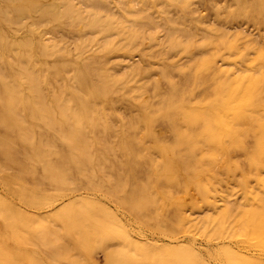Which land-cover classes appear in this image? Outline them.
<instances>
[{
	"label": "rangeland",
	"instance_id": "obj_1",
	"mask_svg": "<svg viewBox=\"0 0 264 264\" xmlns=\"http://www.w3.org/2000/svg\"><path fill=\"white\" fill-rule=\"evenodd\" d=\"M32 1L0 0V212L5 198L29 216L3 239L17 264H108L123 245V264H264L248 234L264 212V0ZM240 78L256 90L224 132L208 107Z\"/></svg>",
	"mask_w": 264,
	"mask_h": 264
},
{
	"label": "bare ground",
	"instance_id": "obj_2",
	"mask_svg": "<svg viewBox=\"0 0 264 264\" xmlns=\"http://www.w3.org/2000/svg\"><path fill=\"white\" fill-rule=\"evenodd\" d=\"M244 1V0H243ZM246 1V0H245ZM15 2V1H14ZM243 3V2H242ZM42 5L43 6H45L44 5V3H42V2H40V1H32L31 3H30V5H29V7H28V10L32 13V11H39L41 8H42ZM50 5H53V4H50ZM50 5H49V7H50ZM258 5V3H257V1L256 0H254V2H253V6H257ZM263 5V4H262ZM46 6H48V5H46ZM45 6V7H46ZM238 8V7H237ZM247 9V8H246ZM250 10V9H249ZM248 9H247V11L248 12H251V10L249 11ZM5 11V10H4ZM53 11V10H52ZM234 11H235V9H234ZM240 11V10H239ZM7 13H9V12H7ZM26 13V10L25 9H22V10H20L19 12H18V15H20V16H22V15H24ZM55 13V12H54ZM61 14V13H60ZM233 14V13H232ZM236 14V13H235ZM10 15H12V14H10ZM44 15V14H43ZM46 15V14H45ZM54 16V15H53ZM53 16H51V17H53ZM253 16V15H252ZM251 16V17H252ZM260 16V15H259ZM19 17V16H18ZM17 17V18H18ZM230 17V16H229ZM255 17V16H254ZM254 17H252V18H254ZM27 18V17H26ZM57 18V17H56ZM260 19V18H259ZM258 19V20H259ZM254 20H256V17H255V19ZM13 21V20H12ZM7 23H9V22H7ZM14 23V22H13ZM16 25V24H15ZM19 25V24H18ZM3 30V29H2ZM14 31V30H13ZM14 33V32H13ZM15 34H16V31H15ZM19 39V38H18ZM2 40V39H1ZM8 40V39H7ZM19 41V40H18ZM27 41V40H26ZM1 42V41H0ZM7 42V41H6ZM30 42V41H29ZM0 45H1V43H0ZM77 48V47H76ZM199 63V62H198ZM198 66V65H197ZM201 66V65H200ZM84 69H85V67H84ZM26 70V69H25ZM24 70V71H25ZM80 72V71H79ZM86 72V71H85ZM22 74V73H21ZM34 74V73H33ZM82 74H86V73H82ZM208 74V73H207ZM261 74V73H260ZM23 75V74H22ZM25 75H27V74H24V76ZM201 75V74H200ZM23 76V77H24ZM34 78H35V76H33ZM84 77L86 78V76L84 75ZM33 78V79H34ZM23 79V78H22ZM32 79V80H33ZM26 80V79H25ZM30 80V79H29ZM38 80V79H37ZM82 79H80V81H81ZM85 80V82H87V80L86 79H83V81ZM250 80V81H249ZM31 81V80H30ZM32 82V81H31ZM39 82V81H38ZM82 82V81H81ZM84 82V83H85ZM237 82H238V85H237V87H234V88H232V89H230L229 91H227L226 92V94H225V100L223 101V103L221 104V105H213V104H211L208 108L211 110V114L222 124V128H223V131L224 132H226L227 130H226V127H225V124L223 123V118H222V115H223V113L224 112H227L228 110H232L234 113H238L239 111H240V108H241V105H242V103H243V101L247 98V97H249V95L251 94V93H253L255 90H256V85H257V81L255 80V79H243V78H240V79H238L237 80ZM264 82V81H263ZM212 83V82H211ZM32 84V83H31ZM35 84H37V83H35ZM34 85V84H33ZM223 85V84H222ZM9 86V85H8ZM38 88V87H37ZM207 88V87H206ZM261 88H263V87H261ZM33 89H34V87H33ZM40 89V88H39ZM15 90V89H14ZM29 90V89H28ZM195 90V89H194ZM213 90V89H212ZM27 91V90H26ZM36 91H38V90H36ZM237 91H240L241 92V95H242V99H240L239 100V102L238 103H236L234 106H232L231 108L229 107V104H228V102L230 101V100H232L234 97H235V95H236V93H237ZM42 92V91H41ZM211 92V91H210ZM21 93V92H20ZM191 93V92H190ZM207 93H209V92H207ZM206 93V94H207ZM212 93V92H211ZM3 94V93H2ZM18 94V93H17ZM36 94V93H35ZM34 94V95H35ZM197 95V94H196ZM208 95V94H207ZM0 96H2L1 94H0ZM3 96H4V94H3ZM43 96V95H42ZM210 96V95H209ZM258 96V95H257ZM45 97V96H44ZM211 97H212V95H211ZM6 98V97H5ZM4 98V99H5ZM12 98V97H11ZM39 98H40V96H39ZM264 98V97H263ZM2 99V98H1ZM10 99V98H9ZM26 99V98H25ZM204 99H206V98H204ZM14 100H15V97H14ZM29 100V99H28ZM38 100H40V99H38ZM19 101V100H18ZM58 101V100H57ZM16 102V101H15ZM26 102V101H25ZM219 102V101H218ZM8 103V102H7ZM17 103V102H16ZM15 103V104H16ZM19 103V102H18ZM28 103V102H27ZM26 103V104H27ZM43 103V102H42ZM35 104V103H34ZM59 104V103H58ZM5 105V104H4ZM42 105V104H41ZM46 105V104H45ZM181 105H183V104H181ZM189 105V104H188ZM16 106V105H15ZM18 106H19V104H18ZM28 106V105H27ZM20 107V106H19ZM80 107V106H79ZM78 107V108H79ZM186 107V106H185ZM205 107H207V106H205ZM3 108H5V107H3ZM2 108V109H3ZM29 109V108H28ZM27 109V110H28ZM36 109H38L39 111H41L44 115H45V118H46V116L47 115H50L51 114V112L53 111H51L50 110V108H45V107H38V106H36ZM57 109H59V110H61V107H59L58 108V106H57ZM12 110L13 109H11V107L10 106H6V109H5V112H4V114H6V121L7 122H9V121H12L13 120V118H14V112L12 113ZM32 110V109H31ZM30 110V111H31ZM193 110V109H192ZM192 110H191V112H192ZM195 110V109H194ZM208 110V109H207ZM56 111V110H55ZM176 111H178V110H176ZM202 111H204V110H202ZM245 111V110H244ZM54 112V111H53ZM63 111H61V113H62ZM179 112V111H178ZM181 112H182V110H181ZM198 113H199V111H197ZM55 113V112H54ZM64 113H66V112H64ZM83 113H85L84 111H83ZM195 113H196V111H195ZM182 114V113H181ZM208 114V113H207ZM33 115V114H32ZM67 115V114H66ZM75 115V114H74ZM197 115V114H196ZM199 115H201V114H199ZM18 116V115H17ZM16 116V117H17ZM58 116H59V114H58ZM65 116V115H64ZM68 116V115H67ZM77 116V115H76ZM204 116V115H203ZM209 116V115H208ZM211 116V115H210ZM212 117V116H211ZM231 117V116H230ZM173 118V117H172ZM22 119V118H21ZM47 119V118H46ZM52 119V118H51ZM200 119V118H199ZM210 119V118H209ZM213 119V118H212ZM261 119V118H260ZM67 120H70V119H67ZM56 121V120H55ZM54 121V122H55ZM205 121H206V119H205ZM263 121V120H262ZM48 122V121H47ZM59 122V121H58ZM69 122V121H68ZM72 122V121H71ZM80 122V121H79ZM83 122V121H82ZM202 122V121H201ZM211 122V121H210ZM49 123V122H48ZM52 123V122H51ZM73 123V122H72ZM211 123H213V122H211ZM232 123V122H231ZM243 123V122H242ZM8 124V123H7ZM55 124V123H54ZM60 124V123H59ZM80 124V123H79ZM194 124V123H193ZM234 124V123H233ZM12 125V124H11ZM50 125V124H49ZM61 125V124H60ZM66 125V124H65ZM71 125V124H70ZM85 125V124H84ZM52 126V125H51ZM86 126H87V123H86ZM213 126V125H212ZM243 126V125H242ZM244 126H245V124H244ZM197 127V126H196ZM3 128H5V127H3ZM55 128V127H54ZM71 128V127H70ZM192 128H193V126H192ZM214 128V127H213ZM51 129V128H50ZM212 129V128H211ZM59 130V129H58ZM190 130V129H189ZM215 130V129H214ZM7 131V130H6ZM59 132V131H58ZM62 132V131H61ZM64 133V132H63ZM204 133H206V134H208L209 133V128H205L204 129ZM73 134V133H72ZM86 134V133H85ZM205 134V135H206ZM210 134V133H209ZM208 134V135H209ZM211 134H213V132L211 133ZM22 135V134H21ZM28 135V134H27ZM241 135V134H240ZM258 135V134H257ZM204 136V135H203ZM214 136H215V134H214ZM24 137V136H23ZM205 137V136H204ZM28 138H30V137H28ZM64 138V137H63ZM65 138H66V136H65ZM176 138V137H175ZM14 139V138H13ZM82 140H84V139H82ZM227 141V140H226ZM44 142V141H43ZM190 143V142H189ZM5 144V143H4ZM3 144V145H4ZM38 144H39V142H38ZM253 144V143H252ZM8 145V144H7ZM6 145V146H7ZM43 145H45V144H43ZM203 145V144H202ZM6 146H4V147H6ZM36 145H34V147H35ZM80 146H81V143H80V138H78V136L77 135H74V136H71L70 137V140H69V149H70V151H71V156L72 157H74V153H75V151L76 150H78V148H80ZM1 148H2V146H0ZM10 147V146H9ZM9 147H7V148H9ZM13 148V147H12ZM181 148V147H180ZM205 148V147H204ZM5 149V148H4ZM16 149V148H15ZM34 149H36V148H34ZM81 149V148H80ZM1 150H3V149H1ZM0 150V151H1ZM8 150V149H7ZM9 150H11V148L9 149ZM14 149H12V151H13ZM187 150V149H186ZM17 151V150H16ZM81 151V150H80ZM182 151H184V150H182ZM18 152V151H17ZM36 152V151H35ZM26 153V152H25ZM1 154V153H0ZM13 154H15V152L13 151ZM19 154V153H18ZM28 154V153H27ZM84 154V153H83ZM85 155V154H84ZM87 155H88V153H87ZM7 156H9V155H7ZM6 156V157H7ZM18 156V155H17ZM22 156V155H21ZM24 156H27V155H24ZM10 157V156H9ZM85 157V156H84ZM86 157H88V156H86ZM183 157V156H182ZM23 158V157H22ZM22 158H21V161H22ZM26 158V157H25ZM30 158V157H29ZM91 158V157H90ZM90 158H88V161H89V159ZM184 158V157H183ZM16 159V158H15ZM63 159V158H62ZM76 159V158H75ZM176 158L174 157V159L173 160H175ZM9 160H11V159H9ZM13 160V159H12ZM17 160V159H16ZM25 160V159H24ZM91 160H93V159H91ZM90 160V161H91ZM14 161V160H13ZM20 161V162H21ZM205 161V160H204ZM203 161V162H204ZM7 162H9V161H7ZM194 162V161H193ZM11 163V162H10ZM28 163V162H27ZM85 163V162H84ZM91 163V162H90ZM93 163V162H92ZM91 163V164H92ZM175 163V162H174ZM12 164V163H11ZM53 164V163H52ZM51 164V165H52ZM194 164V163H193ZM54 165V164H53ZM55 166V165H54ZM84 166V165H83ZM173 166V165H172ZM53 167V166H52ZM189 167H191V166H189ZM57 168V167H56ZM55 168V169H56ZM177 168H179V167H177ZM181 169V168H180ZM58 170H60V169H58ZM133 174V173H132ZM193 176V175H192ZM62 178V177H61ZM8 179V178H7ZM136 188V187H135ZM141 188V187H140ZM136 190V189H135ZM12 191L13 192H15V188H12ZM142 191H144V190H142ZM147 191V190H146ZM160 191V190H159ZM19 192V191H18ZM134 194V193H133ZM138 194V193H137ZM147 194V193H146ZM19 195L21 196V197H24L21 193H19ZM147 196H149V195H147ZM135 197H137V196H135ZM150 197V196H149ZM4 200H3V210L0 212V224L2 225V234H0V264H17L18 262H17V259L15 258L16 256H15V254L17 255V250H16V245L15 244H10V243H7V242H5L3 239H4V237H6V235L7 234H11V233H13L15 236H16V230H17V226L19 225V223L22 221V220H27V221H29L28 219H29V216L28 215H25L24 213H22L21 211H19L17 208H13V205H11L10 203H8L7 202V200L5 199V198H3ZM150 200V199H149ZM150 204V203H149ZM139 208V207H138ZM258 208V207H257ZM136 210V209H135ZM93 213V212H92ZM92 213L90 212V213H88L87 214V216H88V220H89V224L91 223V224H93V225H95L96 224V217H94L93 215H92ZM109 214V213H108ZM74 215V214H73ZM111 215V214H110ZM61 220H63V219H61ZM87 220V219H86ZM249 221L251 222L250 223V226H249V230H248V234L251 236V238H253V239H256V238H260V237H262L263 239H264V236H262V235H264V212H261V211H259V210H250L249 211ZM9 228H11V230L9 229ZM11 232V233H10ZM109 234V233H108ZM110 235V234H109ZM109 238H110V236H109ZM108 238V239H109ZM120 239V238H119ZM124 240V239H123ZM122 243H123V241H122ZM126 243V242H125ZM129 242H127V244H128ZM261 245V244H260ZM142 246V245H141ZM121 247H124V245L123 246H120V250L121 251H119V252H115V251H112L111 250V252H109L108 253V264H123L124 263V257L122 256V254H121V252H122V249H121ZM119 248V247H118ZM129 249V246L128 247H126V249ZM133 248V247H132ZM136 249V248H135ZM139 250V249H138ZM123 251H124V249H123ZM131 251V250H130ZM140 251H142V250H140ZM126 252V251H125ZM128 252V251H127ZM126 252V253H127ZM163 252V251H162ZM166 252V251H165ZM37 253V252H36ZM133 254H136V253H133ZM140 253H138V256H139V261L141 260L140 258V255L142 254H140ZM153 254V253H152ZM160 254V253H159ZM137 255V254H136ZM38 256V255H37ZM41 256V255H40ZM135 256V255H134ZM137 258V257H136ZM145 258V257H144ZM152 258V257H151ZM150 258V259H151ZM156 258V257H155ZM160 258V257H159ZM39 259L40 258H38V261H39ZM153 259V258H152ZM163 259V258H162ZM129 261V258H127L126 259V261ZM155 260V259H154ZM138 261V262H139ZM148 261H149V258H148ZM152 261V260H151ZM157 261H161V260H157ZM137 262V263H138ZM150 262V261H149ZM173 262V261H172ZM30 264H38L37 263V261L35 260V259H31L30 258V262H29ZM152 263H155V262H152ZM44 264V263H43ZM128 264V263H127ZM132 264V263H131ZM251 264H258V263H255L254 261H251Z\"/></svg>",
	"mask_w": 264,
	"mask_h": 264
}]
</instances>
